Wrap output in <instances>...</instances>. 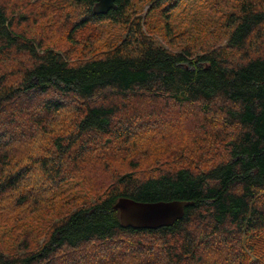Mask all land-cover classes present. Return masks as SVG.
I'll use <instances>...</instances> for the list:
<instances>
[{
	"label": "trees",
	"instance_id": "16d2710c",
	"mask_svg": "<svg viewBox=\"0 0 264 264\" xmlns=\"http://www.w3.org/2000/svg\"><path fill=\"white\" fill-rule=\"evenodd\" d=\"M97 1L0 0V264H264V0Z\"/></svg>",
	"mask_w": 264,
	"mask_h": 264
},
{
	"label": "water",
	"instance_id": "95a60500",
	"mask_svg": "<svg viewBox=\"0 0 264 264\" xmlns=\"http://www.w3.org/2000/svg\"><path fill=\"white\" fill-rule=\"evenodd\" d=\"M116 7V0H98L94 6L95 13H107ZM186 202L170 201H138L129 197H121L115 204L119 211L120 222L125 227L136 229L159 228L170 226L185 214Z\"/></svg>",
	"mask_w": 264,
	"mask_h": 264
},
{
	"label": "rangeland",
	"instance_id": "374dc122",
	"mask_svg": "<svg viewBox=\"0 0 264 264\" xmlns=\"http://www.w3.org/2000/svg\"><path fill=\"white\" fill-rule=\"evenodd\" d=\"M148 4H146L144 7H143V9H142V14L144 15L145 14V12L147 11V8H148Z\"/></svg>",
	"mask_w": 264,
	"mask_h": 264
}]
</instances>
